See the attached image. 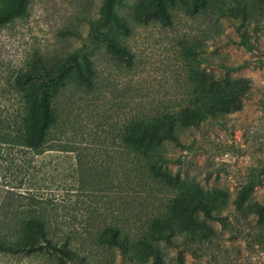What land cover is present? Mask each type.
I'll use <instances>...</instances> for the list:
<instances>
[{
	"label": "rangeland",
	"instance_id": "1",
	"mask_svg": "<svg viewBox=\"0 0 264 264\" xmlns=\"http://www.w3.org/2000/svg\"><path fill=\"white\" fill-rule=\"evenodd\" d=\"M3 17L0 240L27 245L35 218L56 248L41 240L30 253L0 252V264H142L97 235L117 223L139 231L168 195L153 170L161 154L164 169L224 193L230 224L210 220L214 236L203 246L162 243L159 264H264V226L249 209L264 206V0H0ZM58 56L67 65L58 122L49 148L35 152L17 139L15 80L38 57L49 66ZM195 88L215 89L231 112L147 155L124 143L131 120L171 113Z\"/></svg>",
	"mask_w": 264,
	"mask_h": 264
},
{
	"label": "trees",
	"instance_id": "2",
	"mask_svg": "<svg viewBox=\"0 0 264 264\" xmlns=\"http://www.w3.org/2000/svg\"><path fill=\"white\" fill-rule=\"evenodd\" d=\"M19 5L12 8L10 15L13 17L20 11H16ZM229 11V10H228ZM218 9V14L223 17L236 15L231 9L230 12ZM18 12V13H17ZM228 12V13H227ZM15 15V16H16ZM236 18V16H234ZM9 20L1 18L0 24ZM33 63L32 69L17 74L15 89L23 100V114L20 115L19 126L21 130L17 139L21 145L35 152H43L48 149L49 135L52 128L58 122V115L55 106L59 103L62 89L57 86L60 80L67 75L65 71L66 60L58 56L53 58L52 64L47 65L45 59L38 57ZM55 60V61H54ZM85 78V77H84ZM38 79L49 80V84L39 85ZM91 82V80H89ZM215 89H193L190 90L189 99L178 106V109L168 113H159L144 120H131L126 126L127 133L124 136V143L134 147L136 150L147 152L154 146H159L163 141L179 143L178 131L190 126L199 127L201 122L208 117L216 118L218 115L231 112L229 102L220 103L215 96ZM165 155H159L155 161L153 170L156 176L162 181V185L168 190V195L160 204L151 211V215L140 219L141 229L139 231H125L117 223L105 227L98 233L97 240L103 246L119 247L125 254H129V248L133 251L139 263L159 264L164 254L162 243L168 247L203 246L210 242L214 236L213 225L210 220L219 222L226 227L230 224L229 218L222 214L226 207V198L221 191H206L197 182L174 175L168 169H164L160 161ZM129 181L136 185L135 177L129 176ZM118 183L117 176L114 177ZM135 186H133L134 188ZM152 196L153 195H150ZM239 210L241 205L238 204ZM251 212L258 215L256 223L264 226V206L261 204L249 205ZM33 241L25 246H13L5 240H0L1 253H19L35 251L41 240L48 247L56 248L53 239L48 237L46 228L42 221L32 218L27 223ZM127 250V251H126ZM61 251L69 255L71 250Z\"/></svg>",
	"mask_w": 264,
	"mask_h": 264
}]
</instances>
